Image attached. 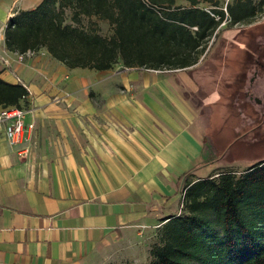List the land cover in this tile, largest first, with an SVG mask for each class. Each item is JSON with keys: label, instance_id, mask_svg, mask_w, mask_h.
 Instances as JSON below:
<instances>
[{"label": "crops", "instance_id": "crops-1", "mask_svg": "<svg viewBox=\"0 0 264 264\" xmlns=\"http://www.w3.org/2000/svg\"><path fill=\"white\" fill-rule=\"evenodd\" d=\"M40 1L0 0V27ZM135 70L117 86L109 70L68 68L45 49L19 61L0 34V78L29 91L23 142L10 145L0 124V264L142 262L184 178L216 159L182 85L208 92L211 118L223 70Z\"/></svg>", "mask_w": 264, "mask_h": 264}, {"label": "trees", "instance_id": "trees-1", "mask_svg": "<svg viewBox=\"0 0 264 264\" xmlns=\"http://www.w3.org/2000/svg\"><path fill=\"white\" fill-rule=\"evenodd\" d=\"M263 7L231 0L224 9L233 25L252 22ZM224 9L219 0H41L9 16L4 49H45L68 68L184 69L198 62ZM28 94L0 78L1 107L24 108ZM182 193L180 213L158 226L149 264H264L263 155L238 174L185 177Z\"/></svg>", "mask_w": 264, "mask_h": 264}, {"label": "rangeland", "instance_id": "rangeland-1", "mask_svg": "<svg viewBox=\"0 0 264 264\" xmlns=\"http://www.w3.org/2000/svg\"><path fill=\"white\" fill-rule=\"evenodd\" d=\"M219 1L224 9L225 4L230 2L231 0ZM225 15L226 14L224 11L223 20L215 29L214 35L209 39L204 52L199 56L198 62L196 63V65L194 64L190 67L191 69L193 68L201 70L206 66H212L219 69V71L223 70L224 75H226L223 80L224 85L228 84V87H230L231 85L235 84L237 78V76H230V74L233 73L234 75L235 72H237V68L235 69L232 67V61L237 50L235 46L236 44H234V42L237 41L235 34L237 32V29L241 26V23L229 25V23L225 21ZM262 19H264V7L262 8V10L258 11L256 16L253 18V21ZM244 24H246V22L242 23V25ZM99 26L102 33L107 34V32H109V26L106 24V22L99 21ZM4 28L5 25H2L0 27V34L4 32ZM221 54L222 57H220ZM135 69L138 68H127L123 67L121 63H118L114 67L109 69L110 75L112 73V76L109 77L110 80H107V82H112L117 86H122V70L124 71V74H127L131 71H134ZM135 71L149 72L150 70ZM184 85L186 84L182 85V90L184 91L186 98L189 99L194 106L200 105L202 107L204 118L207 119L205 136L213 138L215 144L217 145V151L209 154V157H211L209 158V160H211L212 158L216 159L212 163L207 164V170L199 172L201 174L200 176L189 173L186 177L194 179L196 177H205L209 174H215V176H217V173L228 170L235 171L238 174L239 172L247 168V162L253 160L256 157H262V155L264 157V138L252 140V136L250 138L248 136H243L244 138L235 140L229 150V155H227L228 153L226 150L229 148L234 138L243 132V129H239L242 122V116L232 105L231 90H227V88H224L223 86L222 90L220 89L218 91L216 99L217 107L214 108L215 115H212L211 118L209 117V119L208 116L210 113V105L212 104V102H209V105L206 103V95H208V92L206 94L205 89H196L194 85L191 88L187 89V87ZM53 99L55 100L56 97H54ZM209 124L210 126H208ZM206 140L209 145L208 148L210 151L212 149V145L209 138H206ZM181 207L182 203H180V207L176 211L177 214L180 213ZM157 229L158 227H155L154 231L148 236L149 248L147 257L143 259L142 262H138L136 264L150 263V249L153 245L159 243V235Z\"/></svg>", "mask_w": 264, "mask_h": 264}, {"label": "flooded vegetation", "instance_id": "flooded-vegetation-1", "mask_svg": "<svg viewBox=\"0 0 264 264\" xmlns=\"http://www.w3.org/2000/svg\"><path fill=\"white\" fill-rule=\"evenodd\" d=\"M235 36L237 50L232 67L237 68V78L234 85L224 86L231 90L232 105L242 116L239 129H243V132L234 138L226 150L227 155L234 141L244 138L243 136H252V140L264 138V19L244 25L241 23ZM260 158L256 157L246 164L249 166Z\"/></svg>", "mask_w": 264, "mask_h": 264}, {"label": "built area", "instance_id": "built-area-1", "mask_svg": "<svg viewBox=\"0 0 264 264\" xmlns=\"http://www.w3.org/2000/svg\"><path fill=\"white\" fill-rule=\"evenodd\" d=\"M225 10V9H224ZM225 21L229 22V18L227 16V12L225 10ZM215 19H219L218 15H214L211 13ZM38 51L34 50H26L25 52H16V57L19 61L24 60L26 57L34 56ZM25 108L15 107V106H0V124L4 126V132L6 139L10 145L20 144L24 140V131L25 126L23 122ZM29 130L33 129V124H29L27 126ZM28 152V148L23 146L18 149V154L20 156L26 155ZM183 197V193H182Z\"/></svg>", "mask_w": 264, "mask_h": 264}]
</instances>
